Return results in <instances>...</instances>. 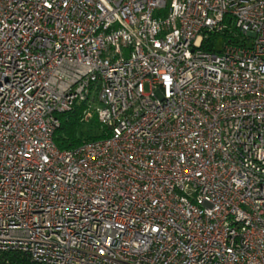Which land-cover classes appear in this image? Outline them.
I'll use <instances>...</instances> for the list:
<instances>
[{"label": "built area", "instance_id": "obj_1", "mask_svg": "<svg viewBox=\"0 0 264 264\" xmlns=\"http://www.w3.org/2000/svg\"><path fill=\"white\" fill-rule=\"evenodd\" d=\"M6 253L264 264V0H0Z\"/></svg>", "mask_w": 264, "mask_h": 264}, {"label": "trees", "instance_id": "obj_2", "mask_svg": "<svg viewBox=\"0 0 264 264\" xmlns=\"http://www.w3.org/2000/svg\"><path fill=\"white\" fill-rule=\"evenodd\" d=\"M83 106H76L72 111L58 115L60 126L54 135V141L59 148H71L83 141L102 138L107 135V130L100 126L95 116L85 121L93 127V131L82 129ZM4 258L9 264H30L27 257L19 253H6Z\"/></svg>", "mask_w": 264, "mask_h": 264}, {"label": "rangeland", "instance_id": "obj_3", "mask_svg": "<svg viewBox=\"0 0 264 264\" xmlns=\"http://www.w3.org/2000/svg\"><path fill=\"white\" fill-rule=\"evenodd\" d=\"M145 91H148V85H147V83L145 84ZM82 125H83L82 126V129L84 131H87V132L93 131L94 132L93 127L91 125H89V124H86L85 121H84V123Z\"/></svg>", "mask_w": 264, "mask_h": 264}]
</instances>
